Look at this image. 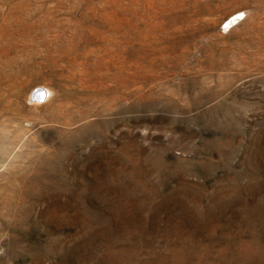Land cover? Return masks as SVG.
<instances>
[{
    "label": "rangeland",
    "instance_id": "rangeland-1",
    "mask_svg": "<svg viewBox=\"0 0 264 264\" xmlns=\"http://www.w3.org/2000/svg\"><path fill=\"white\" fill-rule=\"evenodd\" d=\"M0 264H264V0H0Z\"/></svg>",
    "mask_w": 264,
    "mask_h": 264
},
{
    "label": "water",
    "instance_id": "water-1",
    "mask_svg": "<svg viewBox=\"0 0 264 264\" xmlns=\"http://www.w3.org/2000/svg\"><path fill=\"white\" fill-rule=\"evenodd\" d=\"M43 95L44 94L41 92L38 98L42 99Z\"/></svg>",
    "mask_w": 264,
    "mask_h": 264
},
{
    "label": "bare ground",
    "instance_id": "bare-ground-1",
    "mask_svg": "<svg viewBox=\"0 0 264 264\" xmlns=\"http://www.w3.org/2000/svg\"><path fill=\"white\" fill-rule=\"evenodd\" d=\"M41 89V88H40ZM48 90H50V89H48ZM50 94V93H49ZM39 95H40V93L38 94V97H39ZM37 97V96H36ZM37 99V98H36ZM40 99V98H39Z\"/></svg>",
    "mask_w": 264,
    "mask_h": 264
},
{
    "label": "built area",
    "instance_id": "built-area-1",
    "mask_svg": "<svg viewBox=\"0 0 264 264\" xmlns=\"http://www.w3.org/2000/svg\"><path fill=\"white\" fill-rule=\"evenodd\" d=\"M43 98V97H42Z\"/></svg>",
    "mask_w": 264,
    "mask_h": 264
}]
</instances>
